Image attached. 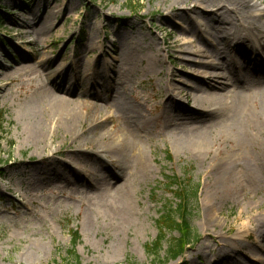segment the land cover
<instances>
[{
	"label": "rangeland",
	"instance_id": "1",
	"mask_svg": "<svg viewBox=\"0 0 264 264\" xmlns=\"http://www.w3.org/2000/svg\"><path fill=\"white\" fill-rule=\"evenodd\" d=\"M179 1L0 0V264H73L71 230L80 237L74 248L79 264L166 262L177 232L163 233L158 257L147 248L162 234L161 218L178 204L168 189L173 177L199 188L188 208L196 240L166 264H264V242L257 241L264 227L254 223L264 215V88L250 84L257 103L245 108L258 110L263 120L249 133L202 114L184 120L205 107L194 105L201 94L192 89L187 99L177 95L183 83L194 86L204 77L183 60L184 50L205 51L195 63L240 59L252 46L239 39L243 27L264 21V0L242 21L227 13L218 28L212 20L199 26L195 16L188 28L193 0ZM37 5L42 10L30 14ZM47 12L55 15L49 20L54 30L39 27L38 38L25 34L21 20ZM90 46L93 53L86 51ZM43 59L48 62L39 66ZM96 59L98 74L81 79ZM260 59L264 66V54ZM57 65L64 70L58 78ZM71 65L78 73L71 74ZM222 72L231 83L225 94L240 91L233 72ZM251 76L264 84V75ZM75 81L82 84L73 89ZM222 86L214 82L208 92L218 94ZM51 98L84 105L82 131L72 139L56 131L34 143L30 125L49 127L57 118L45 110ZM198 139L204 145L195 151ZM239 155L244 158L236 160ZM222 159L227 172L213 170ZM73 174L86 182L68 184ZM244 218L252 220L248 239Z\"/></svg>",
	"mask_w": 264,
	"mask_h": 264
},
{
	"label": "bare ground",
	"instance_id": "2",
	"mask_svg": "<svg viewBox=\"0 0 264 264\" xmlns=\"http://www.w3.org/2000/svg\"><path fill=\"white\" fill-rule=\"evenodd\" d=\"M187 0H181L178 3L184 4ZM176 3V2H175ZM172 3V4H175ZM172 4H169L170 6ZM192 4H194V7L187 10V16L185 17V22L188 23V28L193 26V16L197 18V23H199V26L205 21V20H212L213 22L217 23L215 26L216 28L219 27V24H222L225 21H228L227 13L234 14L239 20L242 21V19H247L251 11L258 8L259 4L257 0H193ZM214 9V10H213ZM42 10V7L40 5L35 6L34 10L31 11L30 14H35L37 11ZM55 15H53V12H47L44 14L43 19H38V16L33 18L32 21L29 20H21V27L26 32L25 34L33 35V37L38 38L41 33H39L38 28L41 27L42 31L51 32L54 30L55 25L49 22V20L53 19ZM258 19H261V16H255ZM246 22V20H245ZM247 27H243L245 30V35L242 34L239 39L242 38V45L246 43L245 41L252 42V46L248 48L246 45V48L242 51L241 60L236 58H231L230 61L221 60V59H215V61H209V62H194V56H197V54H202L204 56L205 51H191V50H184L183 52V60L192 62L193 64H196V67L199 68L200 74H203V79H197L196 87L193 86V84L189 85V81L186 83H183L184 89H179V92L177 95L184 94V98L187 99L189 95V90L192 89L196 93H200V97L195 98V103L199 102V106L202 104L205 108H202L200 111L198 108L194 109L196 113L193 112V114L187 116L184 120L200 118V116L205 115L208 119H211L212 121L217 120H225L228 121L231 125H235V127L239 129H247V133L250 131H254L256 126V121L258 120L261 122L263 120L261 113L258 110H255L254 113L250 112L248 109L245 108L247 104L257 103V96L255 95L254 91H251L253 88V84L256 88H264V84L261 85L259 82V79H250L253 75V77H257V75H264V66L261 63V57L264 54V41L260 40V37L264 36V21H255L252 20L251 23H249ZM184 31L188 32L187 29H183ZM234 34V33H232ZM94 43V42H92ZM229 46V45H228ZM239 47V45H237ZM235 48V47H234ZM86 51L88 53H93L94 48L91 46ZM257 54H255V52ZM102 52H100L99 56H102ZM213 55H217V53H214ZM207 57V56H206ZM210 58H213L212 56H208ZM48 62V59H43L38 63L39 66H44ZM114 62V61H113ZM113 62L108 66V69L110 71V68H112ZM98 59L95 60V62H92L91 64H88V66L85 68V71H81V79L87 78L89 76L98 74ZM62 65L55 66V77L58 78L59 75L64 71L61 69ZM71 69V74L78 73V67L76 65H71L69 67ZM227 70L228 72H233L234 76V82L233 83L236 88L240 91H234L232 93L226 92V86H228V83L226 82L225 75L223 74L222 70ZM223 74V75H221ZM169 76H172L170 74ZM236 80V81H235ZM222 83L221 87V93L213 94V92H208L210 88H212V84L215 82ZM225 83V84H224ZM82 82L78 81L73 84V89H76L77 86H81ZM72 87V86H71ZM249 87H252L249 89ZM69 88L68 94L70 92ZM0 91H2V88L0 87ZM174 87L170 84L167 85L166 92L169 95V100H174L175 95L174 93ZM246 91L247 94L243 95L242 92ZM224 93V94H223ZM204 94V96H202ZM217 105L216 110L212 111L210 110V107L212 105ZM48 107L45 109L52 113L54 116L56 115L57 118H52V121L49 124V127H45L41 122H33L30 125V139L34 143H39L44 137H48L51 134H53L56 131H61L63 135L69 136L71 139L78 135L79 131L81 132L82 125H80L81 117L84 115V112L81 106L84 107L82 104L80 107L77 105V103L72 102L70 100L65 101L61 100L59 98H51L50 102L47 104ZM88 108L89 106L86 105ZM42 111L45 113V111L42 109ZM98 112V110H95ZM202 114V115H200ZM257 118V119H256ZM103 122L106 121L102 120ZM102 122L95 123L101 124ZM252 124H255L253 126ZM96 125V126H97ZM80 129V130H79ZM115 131H120L119 128H116ZM105 136V135H104ZM103 138L102 136H100ZM246 140V139H245ZM251 141V140H250ZM187 143H192L190 141H186ZM246 142H248L246 140ZM195 145V151H199L202 145H204L203 141L201 139L195 140L193 142ZM56 150L54 149L52 151L51 156L55 154ZM75 153H79L78 150L75 151ZM75 154L76 156H78ZM96 158V157H95ZM236 160H241L244 157L239 155L235 156ZM234 159V158H233ZM89 160V159H88ZM226 159H222V161L213 168V170H221L222 172H227L226 169L223 167L225 165ZM89 165L90 162L87 161L84 163V165ZM70 181H68V184H72L73 186H82L84 182H86V178L82 177V175H71ZM123 198L125 196L124 190H121L120 192ZM121 197V199H122ZM246 223H242L241 230L243 233H246L243 237V239H248L250 237V232L252 231L251 228H249V225L252 224V220L248 218H244ZM255 226H258L257 228H263L264 227V215L259 216L255 221ZM259 242H264V237L260 236L257 239ZM260 248V247H259ZM261 250V249H260Z\"/></svg>",
	"mask_w": 264,
	"mask_h": 264
},
{
	"label": "trees",
	"instance_id": "3",
	"mask_svg": "<svg viewBox=\"0 0 264 264\" xmlns=\"http://www.w3.org/2000/svg\"><path fill=\"white\" fill-rule=\"evenodd\" d=\"M4 116V113H0V133L5 124ZM167 159L171 160V157L167 155ZM1 177L2 174L0 173V178ZM168 189H172L171 191L176 195L178 204L174 210L170 209L159 221L162 234L156 242L148 246V253L154 254L158 257L165 236L163 233H166V231L177 232L178 238L170 244L166 262H161L160 264H166L170 260H176L178 257L182 256L186 247L190 246L196 240V236L190 227V212L188 211V208L190 201L195 202L198 199L199 188L192 189L190 185H185V183L181 182L179 178L173 177L170 178V182H168ZM70 237L71 250L67 251V253L68 256L72 258L73 264H79L74 248L79 242L80 237L78 232L73 230L70 231Z\"/></svg>",
	"mask_w": 264,
	"mask_h": 264
}]
</instances>
